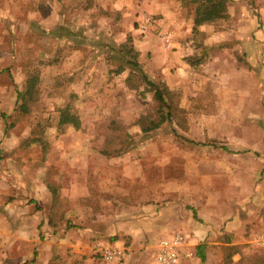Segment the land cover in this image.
I'll list each match as a JSON object with an SVG mask.
<instances>
[{
  "label": "rangeland",
  "instance_id": "rangeland-1",
  "mask_svg": "<svg viewBox=\"0 0 264 264\" xmlns=\"http://www.w3.org/2000/svg\"><path fill=\"white\" fill-rule=\"evenodd\" d=\"M85 2L89 3L88 8L83 7ZM162 3L191 17L198 2L0 0V213L8 214L4 209L6 201L15 197L28 200L31 178L46 181L50 168L45 151L50 148V136L65 131L81 134L90 151L101 154L100 149L111 135L108 124L115 119L121 121L119 132L128 144L122 153L135 148L144 150L151 178V201L162 196L157 203L170 205L172 219L178 210L173 203L178 196L174 183L197 193L211 192L225 217L245 216L244 226L236 230L243 231L242 237L236 238L239 243L232 244L230 234L223 233L220 224L215 227L219 234L209 231L207 237L199 240L206 257L204 261L196 257L194 264H264V197H254V189L250 192L245 187L254 182L256 185L260 171L256 163L264 160V60L252 58L249 54L252 46L246 45L229 51L230 55L222 52L213 58L190 53L184 58L188 65L170 58L167 52L173 49L174 32L162 24L164 13L159 11ZM243 3L247 16L244 37L256 40V46L264 50V33L253 31L254 22H259L261 16L255 11V0H229L227 5L235 14L226 15L225 25L216 26V30H240L234 18L237 7ZM59 23L82 28L88 35L103 33L117 44L130 37L142 68L151 77L165 82L173 91V103L185 110L180 123L165 121L154 131L145 122L137 121L154 105L151 93L144 89L143 78L128 67L115 73L113 70L120 65L117 59L86 45H70L66 39L43 31ZM143 23L145 27L141 28ZM259 25L262 27V22ZM164 32L171 33L169 47L161 38ZM193 32L189 40L200 48L198 45L203 41H199L197 28ZM222 48L233 50V46ZM222 68L227 69L226 75L219 72ZM246 68L248 72L243 71ZM233 69L244 73L227 75ZM255 70L258 72L254 73ZM128 75L133 80L127 83ZM29 78L37 81V97L29 103V112L19 109L15 112L18 92L24 90ZM131 82L136 87H129ZM242 84L247 87L240 88ZM248 86L252 88L249 90ZM239 89L248 92L237 94ZM63 107L81 119L79 127L58 125L59 109ZM171 127L177 134L170 131ZM118 142L116 139L114 147L120 146ZM237 150L242 154L234 153ZM163 175L164 180L158 179ZM260 179L264 180V172ZM165 185L170 187L164 191ZM185 197L182 195L178 201H184ZM123 198H127L126 194ZM87 199L93 202V198ZM205 201L202 200L204 216L196 210L190 214L199 227L210 229L214 225L206 218L217 215L210 212ZM175 229L173 226L166 237L177 232ZM4 234L3 231L0 236L2 243L9 236ZM40 239L47 238L40 235ZM18 248L0 246V264H37L35 246H28L26 252ZM78 258L76 252L67 251L53 256L47 264H82ZM88 263L100 264L90 260Z\"/></svg>",
  "mask_w": 264,
  "mask_h": 264
},
{
  "label": "crops",
  "instance_id": "crops-1",
  "mask_svg": "<svg viewBox=\"0 0 264 264\" xmlns=\"http://www.w3.org/2000/svg\"><path fill=\"white\" fill-rule=\"evenodd\" d=\"M255 6V11L261 16L259 22L251 25L254 27L253 31L264 33V0H255ZM159 7V11L164 13L162 24L174 32L173 49L166 52L170 58L182 61L183 65H188L184 58L190 53H203L206 54L205 57L213 58L222 52L230 55L229 51L240 50L243 45L248 48L252 46L251 53L249 52L252 58L257 61L264 60V50L256 46L257 41H248L244 37L246 33L243 29L246 27L247 17L244 3L237 7V16L234 18L236 24H240V30H216V26L225 25L227 16L196 27L199 41H203L198 45L200 48H196L192 39L189 40L193 32L194 16L187 17L176 12L166 3L160 4ZM230 13L235 14L231 6L227 5V15ZM261 22L262 27L259 25ZM257 38L262 39L259 35ZM222 45L225 48L233 46V50H224ZM257 70L254 73L258 72ZM226 71L227 69L222 68L219 72L226 75ZM243 71L248 72L249 69ZM242 73L244 72L241 70L233 69L227 75ZM245 87L247 85L242 84L240 88ZM248 87L249 90L252 88ZM238 92L237 94H242L248 90L239 89ZM48 143L50 148L45 151L50 168L47 182L42 179L36 182L31 178L27 186L30 192L28 200L15 197L6 201L4 209L8 214L0 213V227L3 228L0 236H3V231L4 237L9 235L6 241L0 242L4 249L13 245L14 248L19 247V251L26 252L28 246H35L38 251L37 264H47L53 256L67 251L76 252L82 264H89V260L100 264H157V242L166 237V233L175 226V233H181L184 237L178 264H194L193 260L198 258L195 251L199 240L207 237L209 231L219 234L215 227L220 224L223 226V233L230 234L232 244L240 242L236 238L242 237L243 231L236 230L244 226L245 216H223V211L219 210L217 202L213 201L214 195L207 190L197 193L181 186L180 183H174L175 193L179 197L173 201L178 207L173 219L169 215L173 210L170 205L157 203L163 199L162 196L151 201L149 164H145L146 154L143 149L135 148L118 156L107 157L91 152L85 136L71 131L50 136ZM234 153L242 154L239 150ZM263 161L256 163L258 168L260 167L256 185L254 182L245 186L250 192L254 189L252 193L258 198L264 197V180L260 182L261 173L264 172ZM91 177L93 179H90ZM158 179L164 180L165 176H158ZM49 186L54 192H51ZM169 187L165 185L164 191ZM123 194H126L127 198H123ZM182 195L186 196L184 201H178ZM87 198H93V202L87 201ZM203 199L206 200L210 212L217 215L206 218L210 225H214L210 226V229L199 227L190 214L191 210L204 213ZM40 235H45L47 239H40ZM93 243L103 246L117 245L124 250L123 258L115 263L105 262L93 254Z\"/></svg>",
  "mask_w": 264,
  "mask_h": 264
},
{
  "label": "trees",
  "instance_id": "trees-1",
  "mask_svg": "<svg viewBox=\"0 0 264 264\" xmlns=\"http://www.w3.org/2000/svg\"><path fill=\"white\" fill-rule=\"evenodd\" d=\"M194 1H197L198 3L194 11L193 30H196V27L202 23L215 21L224 18L227 15V2L229 0ZM83 7L88 8L89 3L85 2ZM43 31L49 33L55 38L66 39L70 45H86L96 49L98 52H105L104 54H107V57L117 59L120 62V65L113 70L115 73L124 71L126 67L132 72H137L143 78L145 84L144 89L151 93L154 102L152 110H148L145 114L141 115L137 121L145 122L150 130L157 131L165 121L172 122L175 120L180 123L185 110L173 103V91L165 82L151 77L142 68L138 61L139 53L134 48L130 37H127L125 42L117 44L114 40L103 33H100L97 36L88 35L82 31V28L68 26L64 23H59L57 26L51 29H44ZM109 51L114 52V55H111ZM131 80H133L131 75H128L125 79L127 83ZM36 83L37 81L32 78L26 80L24 90L18 92L19 99L16 101L17 105L15 107V112L18 109L20 112H29V103L34 101L35 97H37ZM129 87L134 88L136 85L131 82ZM65 124H72L74 127H79L81 125L78 116L71 112L68 107L59 109L58 125L62 126ZM120 125V120L112 119L109 122L108 127H110L111 135L106 138L104 147L100 149L99 152L101 154L107 156L119 155L127 148L128 144L126 145V141L123 139L124 137L119 132L121 128ZM8 126H11V124ZM170 129L171 132L177 134L174 128L171 127ZM116 139L119 141V147H114ZM221 147L227 149L225 146ZM50 190L51 192H54L52 188H50ZM230 249V254L232 255L234 253V248L232 247ZM197 256L201 261L205 260L203 244L197 246Z\"/></svg>",
  "mask_w": 264,
  "mask_h": 264
},
{
  "label": "built area",
  "instance_id": "built-area-1",
  "mask_svg": "<svg viewBox=\"0 0 264 264\" xmlns=\"http://www.w3.org/2000/svg\"><path fill=\"white\" fill-rule=\"evenodd\" d=\"M146 19V17H145ZM145 24H141L144 28ZM163 43L169 47L171 45V33L161 34ZM183 235L175 233L169 237L161 238L155 248V260L157 264H178L180 261V246L183 242ZM93 254L105 262H117L123 258L124 250L117 245L103 246L99 243L92 244Z\"/></svg>",
  "mask_w": 264,
  "mask_h": 264
}]
</instances>
